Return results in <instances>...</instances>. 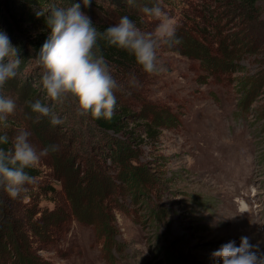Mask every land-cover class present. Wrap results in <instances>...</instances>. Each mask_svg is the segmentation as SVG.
I'll list each match as a JSON object with an SVG mask.
<instances>
[{"label": "rangeland", "instance_id": "obj_1", "mask_svg": "<svg viewBox=\"0 0 264 264\" xmlns=\"http://www.w3.org/2000/svg\"><path fill=\"white\" fill-rule=\"evenodd\" d=\"M138 1L94 0L82 12L114 26L137 8L141 30L152 31L158 21L142 9L159 3L197 39L200 28L202 36H247L232 62L244 67H204L178 50L180 42L159 50L164 73L111 68L121 86L117 106L134 115L125 118L128 131H101L105 141L73 100L47 97L37 56L20 64L0 88L16 104L0 130L11 142L27 130L38 150H58L41 158L34 182L16 198L0 189V264H23L21 252L35 264H222L212 253L232 240L239 246L242 236L264 252V86L242 91L264 75V0L257 1L258 21L230 11L227 0ZM20 27L22 35L40 31L29 22ZM133 76L138 87L129 86ZM36 100L63 123L33 113ZM127 162L143 177L120 175Z\"/></svg>", "mask_w": 264, "mask_h": 264}, {"label": "clouds", "instance_id": "obj_2", "mask_svg": "<svg viewBox=\"0 0 264 264\" xmlns=\"http://www.w3.org/2000/svg\"><path fill=\"white\" fill-rule=\"evenodd\" d=\"M127 2L131 4L132 0ZM83 4L89 6L90 0H83ZM80 9L79 3L65 7L52 2L38 13H50L47 25L51 30L36 57L41 68L40 83L51 101L73 100L78 116L91 114L94 119H111L117 103L114 93L121 86L114 79L99 42L127 51L145 73L153 75L167 71L158 55L159 50L171 48L181 41L176 36V26L159 3L142 9L146 16L158 21L154 30L147 32L128 16L121 17L114 26L98 31ZM20 64L18 49L12 45L8 35L0 31V88L17 76ZM129 86H139L134 76L130 78ZM30 108L33 113L48 117L53 126L63 123L52 107L40 100L31 103ZM15 109L12 98L0 95V121L6 120ZM29 137L30 132L20 129L10 150L0 147V189L12 198H16L25 185L34 182L35 178L26 170L34 168L41 158L58 150L56 145L38 150L30 143ZM8 143V136L0 135V145ZM254 247L248 237L242 236L239 246L235 240L229 241L212 256L222 264H264V252L254 251Z\"/></svg>", "mask_w": 264, "mask_h": 264}, {"label": "trees", "instance_id": "obj_3", "mask_svg": "<svg viewBox=\"0 0 264 264\" xmlns=\"http://www.w3.org/2000/svg\"><path fill=\"white\" fill-rule=\"evenodd\" d=\"M93 1L94 0H90V5L94 4ZM135 1L136 4L139 3L138 0ZM257 1L258 0H227V6L230 7V11L233 10L236 13H241L242 16L247 15L249 18L254 20L256 19V21H258L260 19V12L256 7ZM52 2H58L65 7L70 6L73 3H79L81 6V11L86 9L83 4V0H0V31L5 32L8 35L12 45L18 49V57L21 59L22 65L25 64L30 59V57L38 56L40 49L42 48L44 42L48 39L50 35L51 30L47 25V17L50 13L44 12L43 15H38V13L43 12L44 8H47ZM141 14L142 13L137 10V8L134 12L126 13L125 11V15H127L130 20L136 23L138 27L143 30L145 26L140 24L142 23V20L140 18ZM23 22L31 23V26L34 29H39L40 31L33 35L19 34L18 32H16V29L21 28L20 26ZM92 24L98 28V31L101 32L104 31L107 27L111 26L110 24L104 22H92ZM196 30H199L198 32H200V34L198 35L199 39L195 38L192 34H190V31L185 28L182 24L176 26V36L178 39H180L182 44V48H178L180 52H184L189 56L197 58L204 67H210L212 69H218L219 67L226 65L230 67L233 66L237 70L242 69L244 67L243 65H240L237 61L234 62V64L232 62L235 58L238 57V53H241V51H244V49H246V47H241L242 44L246 43L244 40L247 36H242L241 34L239 38H236V40H231V38L229 37L234 36V34L230 32L222 36L217 35L215 38L214 34H212L211 36H202V33L206 31L204 28ZM193 32H196L195 29L193 30ZM215 32L216 31H214V33ZM215 34H217V32ZM213 41L216 42V45ZM237 42H241L239 43V45H241L240 48L238 46L237 48H235V44ZM99 47L101 48L103 55L105 56L111 68L119 69L121 67L128 68L131 66L140 67L136 63L135 58L125 50L107 46L104 41L99 42ZM230 64L233 65L231 66ZM255 79L256 77H253L251 79L248 89L243 88L242 91L246 90L245 95H248V93L251 92L254 88H257V86H264V75L262 77H259L256 81ZM0 95H2L1 91ZM116 100L117 103L114 108V114L111 119H105L103 117L99 119H94L91 114H88L91 117L92 121L96 124L101 134V131L105 133L107 130L128 131V128H126L127 126L125 118L132 116V114L134 115V112H131L128 107L117 106L118 99L116 98ZM145 117L146 116H143V118ZM154 119L155 118H153L152 116V120ZM144 124L146 126H149L151 125V122H144ZM144 131L145 134L152 136L154 130L151 128H145ZM130 133L131 132L129 130V134L127 133V136H129ZM0 135H4L1 130ZM102 138L105 141L109 140L107 135L104 136L102 134ZM122 143H125V141H123ZM0 147H2L5 151L10 150L12 147L11 140L9 139L8 144L0 145ZM123 151L124 153H126L127 150H125V148L123 147ZM132 155L133 154H131L130 156ZM130 156L129 159H131ZM123 157L126 158L125 156ZM133 166L134 165L129 163L126 164L125 166L121 167L119 174L133 175L130 176L131 180L134 178V176L137 177V180L140 179L139 177L142 178L143 170H140L138 166ZM26 171L32 176L37 173L35 167L27 169ZM92 173L99 174V168H97V165L94 166V168L92 169ZM100 189L101 188H98V190ZM20 255L23 264H35V262H33L32 260H29L28 256H23V252H21ZM4 258L5 257L3 255L2 259L0 260L3 261Z\"/></svg>", "mask_w": 264, "mask_h": 264}]
</instances>
